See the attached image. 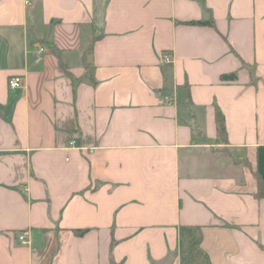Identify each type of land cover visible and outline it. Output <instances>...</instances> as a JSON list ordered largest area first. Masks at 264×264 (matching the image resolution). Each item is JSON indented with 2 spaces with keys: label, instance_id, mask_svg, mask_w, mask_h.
Here are the masks:
<instances>
[{
  "label": "crops",
  "instance_id": "0c3cea01",
  "mask_svg": "<svg viewBox=\"0 0 264 264\" xmlns=\"http://www.w3.org/2000/svg\"><path fill=\"white\" fill-rule=\"evenodd\" d=\"M255 171L264 0H0V264H264Z\"/></svg>",
  "mask_w": 264,
  "mask_h": 264
},
{
  "label": "trees",
  "instance_id": "16d2710c",
  "mask_svg": "<svg viewBox=\"0 0 264 264\" xmlns=\"http://www.w3.org/2000/svg\"><path fill=\"white\" fill-rule=\"evenodd\" d=\"M187 23L188 24L208 25L211 27L214 26V22L212 19L205 20V21H189ZM82 62L84 63V71L79 76L73 75L67 69V67L62 62H60V65L62 66L64 72L70 78L72 85H73V88H75V86L80 82H84V81H88L90 83L95 82L94 75H93V66L87 62L85 55L82 58ZM221 78H222V80H234V79H236V74L235 73L223 74L221 76ZM185 89H186V93L188 95V86L187 85L185 86ZM215 121H216V129H217L218 137L221 140H225L226 130H225V125H224V117L218 108L216 109V113H215ZM245 164L248 165L247 161H245ZM253 173H254L255 179L257 181V191L255 193V196L257 198H262V197H264V179L262 178V176L257 171H255ZM77 232L79 234H82V233H84V230H78Z\"/></svg>",
  "mask_w": 264,
  "mask_h": 264
},
{
  "label": "built area",
  "instance_id": "2783aa9c",
  "mask_svg": "<svg viewBox=\"0 0 264 264\" xmlns=\"http://www.w3.org/2000/svg\"><path fill=\"white\" fill-rule=\"evenodd\" d=\"M25 4H30V0H25ZM40 51H43V48H40ZM163 58H164V61H166V62L171 61V58L168 54H165L163 56ZM21 84H22V78L19 75H13V76L9 77L7 80V87H8L9 91H13V90L17 89L18 87L21 86ZM165 99L168 100V97H165ZM19 239L22 243L26 242L24 234L20 235Z\"/></svg>",
  "mask_w": 264,
  "mask_h": 264
},
{
  "label": "rangeland",
  "instance_id": "374dc122",
  "mask_svg": "<svg viewBox=\"0 0 264 264\" xmlns=\"http://www.w3.org/2000/svg\"><path fill=\"white\" fill-rule=\"evenodd\" d=\"M226 151L223 152L224 160L227 161V163H237L244 161V156L241 153V151L237 150H230L225 149Z\"/></svg>",
  "mask_w": 264,
  "mask_h": 264
}]
</instances>
